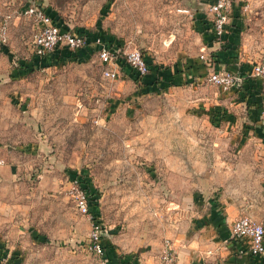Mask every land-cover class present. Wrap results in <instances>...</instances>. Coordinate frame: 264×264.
I'll return each instance as SVG.
<instances>
[{"label": "rangeland", "instance_id": "374dc122", "mask_svg": "<svg viewBox=\"0 0 264 264\" xmlns=\"http://www.w3.org/2000/svg\"><path fill=\"white\" fill-rule=\"evenodd\" d=\"M210 1L0 0V25L9 21L8 42H0V156L7 157L0 168V213L15 208L13 218L0 223V240L6 245L9 234L6 248L17 264H99L84 250L92 222L72 197L77 176L99 195L107 248L145 261L151 255L162 261L166 240L184 233L196 190L215 197L237 186L238 193H259L264 154L249 153L251 169L243 171L240 154L219 150L234 141L219 132L222 121L215 122L212 105L224 91L209 81L207 69L195 85L136 97L140 84L121 69L115 79L105 77L110 66L92 41L109 38L123 52L138 49L154 70L179 75L205 52L201 32L203 19L211 23ZM234 2L226 34L236 39L221 45L240 47L252 66L264 56V0ZM27 5L82 30L94 44L90 57L34 65L38 28L22 15ZM21 22L27 31H19ZM213 177L221 183L197 185ZM241 179L250 186L241 187Z\"/></svg>", "mask_w": 264, "mask_h": 264}, {"label": "crops", "instance_id": "0c3cea01", "mask_svg": "<svg viewBox=\"0 0 264 264\" xmlns=\"http://www.w3.org/2000/svg\"><path fill=\"white\" fill-rule=\"evenodd\" d=\"M203 21L204 25L201 32L204 40L203 50L205 49V52L210 55L209 57L216 61V63H212L213 69L231 71L240 76H245L249 73L251 68L250 60L243 58L242 49L239 47V49L226 50L225 46L227 47V44L222 48V45L214 39L211 23H207L205 19ZM17 25H21L19 31L26 29L23 27L24 22L17 23ZM238 25L240 26V24ZM228 38L236 39V34H230L229 32L225 35V39ZM4 49L9 50L8 46ZM198 61L195 66H190L183 73L175 76L172 72L168 73L167 70H159L157 75L160 78V82L164 80L168 83V76H170L174 85L194 84L197 75L201 74L204 68L209 71L204 60L199 58ZM122 71L129 77L125 70L122 69ZM142 88L144 89L145 86L140 85L136 90V97L141 94ZM263 92L264 79L255 78L250 82L246 81L244 85L239 84L230 91L223 92L212 105L216 111L221 113L223 118L220 126L222 128L219 129V132L224 133L223 135L230 137L234 141V145H221L219 150L240 154L237 158L241 162L239 167L243 171L251 169V162L249 164L246 163L249 153L264 154V113L262 102H260ZM131 111L133 112V110ZM245 175L249 174L243 173V176ZM197 183V185H204L205 183L219 185L221 182L213 177L209 181L203 179ZM249 183V181L245 180L241 187L246 188L244 187L245 185L249 187ZM237 187L233 188V190L223 189V194L219 193L217 195L219 197L207 195L201 188L193 193L192 217L189 222L187 221L184 233L176 237L174 241H170L173 243L177 253V264H264V256H251L249 243L237 242L232 238L231 234L232 225L241 216H250L256 222L264 225V180L259 186L257 195H250L251 193H247L245 189H241L244 192L238 193L240 189L237 190ZM236 191L237 193H235ZM3 203V198L1 197L0 206ZM14 210L13 206L9 208L6 214L5 212L0 213V223L13 218ZM8 235L4 237L6 242L2 240L6 243V247H9L8 242H10ZM0 237L2 236L0 235ZM117 243H119L120 247H125L118 240L114 244L118 245ZM0 245H3L1 240ZM107 251L114 258V262H119L120 260H117L119 257L128 254L127 251L122 252L119 248H107ZM136 257L143 264H161L158 256L151 255L146 261L143 256L136 255ZM10 264H17V261L14 260V263L11 262Z\"/></svg>", "mask_w": 264, "mask_h": 264}, {"label": "built area", "instance_id": "2783aa9c", "mask_svg": "<svg viewBox=\"0 0 264 264\" xmlns=\"http://www.w3.org/2000/svg\"><path fill=\"white\" fill-rule=\"evenodd\" d=\"M235 9L234 0H211L209 3V14L211 18V27L215 35L216 41L220 44L224 43L225 35L228 31ZM22 15L32 18L37 25V32L34 35L33 43L35 44L34 54L44 58L55 53L59 48H67L74 52L80 51L86 47H93L85 34L63 30L54 18L45 10L34 5H27L22 10ZM8 18L0 25V42L6 44L9 38ZM97 54L102 63L110 66L104 70L107 78L115 79L122 70L121 60L140 77H144L149 73V66L146 56L138 49L129 52H123L118 45H109L103 37L93 39ZM95 49V48H94ZM205 51V49L203 50ZM209 68V81L219 87L222 91H230L233 87L248 82L255 78L264 79V56L261 60L252 64L249 73L245 76L236 75L227 70H216L212 67V59L204 52L201 55ZM262 110L264 113V92L262 94ZM7 165V160L0 156V168ZM72 197L76 200L78 211L87 216L92 222V229L89 240L85 244L87 252L94 254L99 259V264H143L137 257L133 260L122 262H113L110 260L107 249H105L103 239V226L98 214L93 212L89 193L81 183V176L73 180ZM232 238L240 243L247 242L250 246V254L254 257L264 256V225L254 221L249 216H242L232 225ZM161 264H177V254L175 247L170 240H166L162 251ZM0 264H9V258L4 257L0 260Z\"/></svg>", "mask_w": 264, "mask_h": 264}, {"label": "trees", "instance_id": "16d2710c", "mask_svg": "<svg viewBox=\"0 0 264 264\" xmlns=\"http://www.w3.org/2000/svg\"><path fill=\"white\" fill-rule=\"evenodd\" d=\"M49 15H51L54 20L59 24V26L63 29V30H69L68 28L63 27L62 24V20L58 15L52 14L49 12V9L45 10ZM236 13V12H235ZM238 16L240 13H236ZM212 28V27H211ZM75 32H79V33H83L85 34L82 30L81 31H75ZM107 43L111 46L115 45L116 42H114V40H110L109 38H104ZM214 39L215 35H214ZM213 39V40H214ZM118 45V44H116ZM93 52L92 48H90L89 46L74 52L72 50H69L67 48H59L55 53L50 54L47 57L41 58L35 54H33V64L36 66H40V64H46L49 65L51 63H56V62H62V61H74V60H81V58L84 57H90V54ZM51 60V61H49ZM148 66H149V73L144 76V77H140L137 72H135L134 70H132L127 64L126 62H124L123 60H121V66L122 69L125 70L126 73H128V76L130 78H132L137 84L143 85L145 86V88L141 89V94H147V93H161L167 90V88H169L171 85L173 84V79L170 78V76H168L169 78V82H165L163 79V81L160 82V78L158 77V72L160 69H153V67L150 65L149 59L146 57ZM190 68V67H189ZM171 72L170 70H168V73ZM251 81V80H250ZM248 81V82H250ZM245 83V82H244ZM243 83V85H244ZM247 93V91H246ZM261 102V101H260ZM222 117H221V113L220 112H216V117H215V122L216 120H221L222 121ZM217 123V122H216ZM85 175V174H84ZM83 175V176H84ZM80 176H77L76 178H79ZM75 178V179H76ZM81 183L83 185V187L85 189H87L88 193H89V198H90V202H91V208L93 209V212H95L97 214V207H98V193L96 190H92L91 186L89 185V181L88 179L84 176L81 177ZM105 244V242H104ZM105 249H107V246L105 244ZM108 253V251H107ZM109 258L111 261L114 262V258H112V256H110L108 254ZM4 257H8L9 258V262L12 260V263H14L12 257L13 255H9V251L6 248V245H0V260ZM136 255L134 254H126L125 256H121L119 257L117 260H120L122 262L123 259H125V261H130L133 260V258H135ZM17 261V260H16ZM119 261V262H120Z\"/></svg>", "mask_w": 264, "mask_h": 264}]
</instances>
